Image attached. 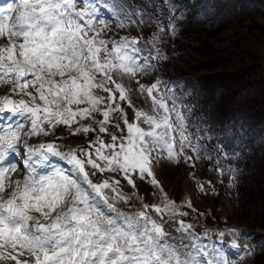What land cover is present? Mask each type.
Masks as SVG:
<instances>
[{"label": "snow or ice", "instance_id": "obj_1", "mask_svg": "<svg viewBox=\"0 0 264 264\" xmlns=\"http://www.w3.org/2000/svg\"><path fill=\"white\" fill-rule=\"evenodd\" d=\"M102 7L118 30L156 23L132 0L0 2V86L9 88L0 95V264H236L251 258V234L232 228L214 240L208 230L196 232L181 219L188 212L156 178L162 161L195 169L197 161L214 155L201 144L211 138L207 133L195 142L190 138L174 91L179 82H140L155 71L153 61L167 59L158 46L164 29L157 24L151 39L120 36L102 17ZM209 14L202 9L197 16ZM169 27L174 34L175 26ZM134 94L149 107L137 108ZM59 126L72 136L95 138L85 148L67 150H61L60 137L28 143ZM21 148L24 157L13 160ZM215 159L219 164L220 155ZM20 164L25 175L13 179ZM215 171L236 179L230 166ZM97 173L113 175L94 183ZM121 179L133 189L137 179L159 189L160 203L125 195ZM199 190L207 194L203 184ZM133 199L140 202L136 211L117 207ZM183 206L192 209L190 200Z\"/></svg>", "mask_w": 264, "mask_h": 264}, {"label": "rangeland", "instance_id": "obj_2", "mask_svg": "<svg viewBox=\"0 0 264 264\" xmlns=\"http://www.w3.org/2000/svg\"><path fill=\"white\" fill-rule=\"evenodd\" d=\"M240 1L245 4L243 11L241 10L242 13L238 6L240 5L239 0H207L208 3L204 4L199 10H196V6L188 0H162V3L166 4V10L169 14L166 18H172L176 31L173 34L169 30V34L165 39L169 55H166L167 59L160 60V64L165 67L166 62L170 59V66L169 64L167 65L169 74L174 77L180 76V78H186V76L199 77L205 74L215 76L220 73L234 76V73L238 72L239 69H244L250 84V87H247L249 90L243 88L244 92H256L259 100L264 103V1ZM170 4L176 5L174 12L170 9ZM78 7H83V5H78ZM202 9L210 11L206 18L203 15L197 16V13L201 12ZM181 14H184L183 18H180ZM101 15L111 21L110 27L112 31L118 32L120 35L121 30L117 29L116 23L111 20L109 12L103 9ZM183 28H185V34L182 33ZM122 32L130 34L129 29L122 30ZM110 35H112L111 32L105 33V36ZM218 50H224L226 55L234 52L238 53V55L228 61V65L225 64V67L217 60L213 63L214 66L209 68V71L202 70L204 68L203 66L201 67V64L203 65V63L214 57ZM157 67L155 71L143 77L141 81L152 82L158 74ZM132 87L135 88V85L133 84ZM186 90L190 91V89ZM8 91L9 88L7 86H0V95L7 94ZM175 93L179 97L177 103L180 104L181 110L187 119V131L191 133L190 138L195 140L197 135L205 134L204 130H202L203 127L198 122L194 123V120L185 113L186 108L181 105L182 95L184 96L183 91L179 89ZM98 94L104 95L102 92H98ZM132 99L133 103H137L140 108L147 109L149 107L143 98L135 94ZM169 104L171 105V101H169ZM97 119H100V117L97 116ZM81 123H88V121H81ZM194 127L195 131L193 130ZM227 127H229L228 124ZM227 127H225V130H227ZM25 131H27V127ZM110 131H115V129L110 127ZM66 132L69 133V137L64 135ZM57 137H60L57 142L62 145L61 150L64 148L65 138L70 139V144L65 150L69 148H85L88 141L95 138L94 134H88L87 137L83 134L72 136L66 127L59 126L53 135L32 137L28 140V143L39 144L56 140ZM104 139L108 142L109 137L104 135ZM258 139L264 142V137L256 138V140ZM204 141L208 142L207 139H204ZM20 154L22 160L25 153L21 151ZM188 155H193V153L189 151ZM214 158L215 156L213 155L210 160L201 159L197 161L195 169L183 162L177 165L162 161L154 169L155 175L163 186V192L167 194L169 199L175 201L178 205H182L181 210L187 211L188 216L193 214L192 212L198 213L197 215L203 214L201 221L208 222V231L214 237L219 231L225 232V230L236 226H243L246 229L258 227L264 230V177L261 181L252 182L251 186L255 190V196L248 203L238 190L239 182L237 180L232 181V176L229 172H224L222 176L217 174L215 169L224 167L220 163L217 164ZM24 175L23 166L20 164L18 171L13 174L12 178L22 179ZM110 175L113 174L104 173L101 175L97 173L96 176L91 178L95 183ZM116 178L120 179V176L116 175ZM209 181L211 182L210 185ZM200 184L205 186L207 194L200 192ZM121 187L123 192L129 193L141 192L142 188H149L151 192L146 197L145 203H160V190L145 181L137 179L136 189H133L121 179ZM189 200L191 201L192 209L183 206ZM139 206L140 202L135 199L128 205L117 204V207L124 212H134ZM153 215L155 217L154 213ZM223 225L227 227L225 230H222ZM225 239L227 238L225 237ZM227 250V254L230 257L236 255L230 247H227ZM245 260L242 262L238 260L236 264H243Z\"/></svg>", "mask_w": 264, "mask_h": 264}, {"label": "trees", "instance_id": "obj_3", "mask_svg": "<svg viewBox=\"0 0 264 264\" xmlns=\"http://www.w3.org/2000/svg\"><path fill=\"white\" fill-rule=\"evenodd\" d=\"M132 2L143 7L156 21L152 26H141L140 29L143 31L141 36H144V39L152 38L153 33L158 29L157 24L160 28L166 29L163 28L168 23L165 19V7L162 0H132ZM216 52L214 57L203 65L201 64V67L204 68L202 70L209 71V68L213 67V63L217 60L225 67L228 61L238 55L236 52L226 55L224 50ZM192 83L197 89L195 92L197 95L193 101H197V105L200 107L197 109L198 115L210 135L212 136L217 130L220 131L227 140L225 141L226 146L229 147H236L234 141L237 140V137L238 139L243 138L244 149L236 156V168L240 175L239 189L246 202L249 203L255 196V190L251 186L252 182L261 181L264 177V144H257L253 141V136L264 137V103L259 100L256 92H244L243 88L250 87L244 69H239L234 73V76L222 75V73L215 76L200 75L198 81ZM201 220L202 217L196 214L186 217V221L193 224L198 230H208V222ZM254 241L257 251L253 264H264V234L254 235Z\"/></svg>", "mask_w": 264, "mask_h": 264}]
</instances>
